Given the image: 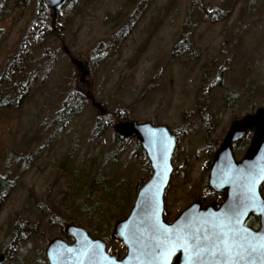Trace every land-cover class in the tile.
<instances>
[{
    "label": "rangeland",
    "instance_id": "374dc122",
    "mask_svg": "<svg viewBox=\"0 0 264 264\" xmlns=\"http://www.w3.org/2000/svg\"><path fill=\"white\" fill-rule=\"evenodd\" d=\"M38 2L0 0V77L32 26ZM203 8L227 16L213 21ZM135 11L131 33L92 68L93 50L111 41ZM57 19L62 38L36 51L42 59L28 72L43 71L26 97L19 102L18 86L0 82V174L16 182L0 208V248L15 238L19 217L27 229L7 264H48L47 243L70 223L95 238L105 239L94 233L104 228L115 239L111 219L129 214L152 175L146 154L134 152L137 140L116 135L115 117L112 127L94 135L99 111L90 100L67 124L54 122L74 88L88 89L72 57L87 64L85 79L107 112L126 109L131 120L177 130V171L164 196L167 222L204 194L213 154L231 122L264 107V0H69ZM188 35L193 51L173 56L176 41ZM247 137L245 147L251 133ZM261 192L264 197V184ZM65 219L74 222L54 223ZM117 239L107 242L108 251L118 255L120 248L124 256Z\"/></svg>",
    "mask_w": 264,
    "mask_h": 264
},
{
    "label": "water",
    "instance_id": "95a60500",
    "mask_svg": "<svg viewBox=\"0 0 264 264\" xmlns=\"http://www.w3.org/2000/svg\"><path fill=\"white\" fill-rule=\"evenodd\" d=\"M69 0H44L56 22L59 12ZM72 62L81 71L83 79L89 73L87 64L75 57ZM88 94L91 103L104 115L103 103L96 100L91 88ZM248 129H254L251 144L241 160H236L233 143L242 138ZM116 135L121 139L135 137L149 159L152 175L140 187L129 214L117 220L112 234L122 241L126 254L121 258L108 251V243L103 238H95L78 224H67L64 232L73 237L72 243L61 237L51 239L46 247L49 264H160L154 259L156 244L164 237L157 231L167 229L168 233L180 228L191 232H207L215 218L223 217L231 206L247 203L248 189L255 192L254 207H247L241 217V228L251 234L264 233V197L261 185L264 183V107L253 114H247L232 122L219 149L216 151L209 174L210 185L227 193L226 199L216 207V203L203 205L196 200L187 206L172 222L164 217V196L173 172L172 157L176 147L175 136L165 124L125 120L114 125ZM253 178L256 182L253 184ZM250 215L259 218V228L246 224ZM2 259V256H0ZM177 259V260H176ZM167 264H187L186 253L176 247L168 257ZM254 264H264V260Z\"/></svg>",
    "mask_w": 264,
    "mask_h": 264
},
{
    "label": "trees",
    "instance_id": "16d2710c",
    "mask_svg": "<svg viewBox=\"0 0 264 264\" xmlns=\"http://www.w3.org/2000/svg\"><path fill=\"white\" fill-rule=\"evenodd\" d=\"M207 13L209 19L213 21L223 19L227 16L226 11L219 10L218 8L209 11L206 8H203ZM138 12L135 11L127 20L126 24L112 36L111 41L108 43L100 42L97 47L93 50L94 56L90 59V65L92 68L96 67L100 64L105 58V50L110 49L112 45L118 42L120 39L126 38L133 28L136 25ZM58 22V19H57ZM53 24V18L51 16V10L46 6L44 0H39L38 2V10L35 16V20L32 26L29 27L27 33L22 37L17 49L13 53V55L9 58L8 65L5 67L1 77V81H8L9 83L12 81L13 84L18 86V93H21V97L19 98V102L26 97L29 93L34 79L43 71V68H36L28 72V67H31L34 61L42 59V56H36V51L42 48L48 49L47 46L51 41L61 40L62 36H60L59 28H57L58 24ZM31 38V39H30ZM108 44V45H107ZM193 42L188 36L180 37L173 47V56L178 55L179 53H190L193 51ZM44 57H49L47 54H43ZM53 61H51L52 63ZM51 63L47 65L46 68L51 66ZM28 77V81L23 82L24 77ZM20 77V81L18 84L15 82L17 78ZM15 80V81H14ZM88 99L86 94H84L79 87L74 88L73 92L69 93L67 99L62 104V109L57 111L54 116V122L65 125L70 120H72L75 116H77L82 109L87 104ZM114 117L120 121L131 120L128 110H116L114 114L107 112L105 115L99 116L97 118L96 125L93 129V133L95 136L103 134L107 129L113 126ZM117 123V122H116ZM115 123V124H116ZM134 152L142 155L144 154V149L140 144H136L134 148ZM16 186L15 180L9 178L8 175L3 176L0 174V194H2V198H0L1 204L4 202L6 197L10 194L12 190H14ZM1 187L5 189L2 190ZM64 216V215H63ZM64 218V217H63ZM120 218H124L120 217ZM66 222H74V221H66L63 222L56 221V225L60 227H64ZM116 219H111L110 225L115 224ZM107 230L104 228L102 230H96L94 233L97 236H103L108 243H111L115 240L113 237H107ZM119 240V239H117ZM120 241V240H119ZM125 249V246L123 245ZM115 252L122 256V249L116 248Z\"/></svg>",
    "mask_w": 264,
    "mask_h": 264
},
{
    "label": "snow or ice",
    "instance_id": "6c2138e0",
    "mask_svg": "<svg viewBox=\"0 0 264 264\" xmlns=\"http://www.w3.org/2000/svg\"><path fill=\"white\" fill-rule=\"evenodd\" d=\"M256 179L253 178L254 184ZM255 192L248 189L247 203L231 206L223 217L215 218L207 232H191L180 228L168 233L156 244L153 257L167 264L168 257L178 246L186 253L187 264H254L264 260V233L251 234L241 228V217L247 207H254Z\"/></svg>",
    "mask_w": 264,
    "mask_h": 264
},
{
    "label": "flooded vegetation",
    "instance_id": "af4514ba",
    "mask_svg": "<svg viewBox=\"0 0 264 264\" xmlns=\"http://www.w3.org/2000/svg\"><path fill=\"white\" fill-rule=\"evenodd\" d=\"M79 76H80V81L82 82V83H87V86H88V89L86 90V92H85V94L87 95V99L88 100H90L91 101V97H90V95L88 94V91H89V88H91V84H90V82H89V80L88 79H83V77H82V74L81 73H79ZM104 105V104H103ZM98 110V109H97ZM99 111V110H98ZM107 112V111H106ZM256 112V110H254V111H251V112H248V113H246V114H244V116L245 115H247V114H253V113H255ZM106 114V113H105ZM104 114V115H105ZM100 116V115H99ZM242 118V117H241ZM240 119V118H239ZM234 121V120H233ZM232 121V122H233ZM232 122H231V124L229 125V127H228V129H227V131H226V133H225V136L227 135V133H228V131H229V129H230V127H231V125H232ZM156 125V124H155ZM165 125H167V124H165ZM168 127H169V129H170V131H171V133L175 136V139H176V147H175V150H174V155H173V157L175 156V153H176V150H177V148H178V145H179V136H178V132H177V130L176 129H173V128H171L169 125H167ZM249 133H251V135H252V137L250 138V140H249V143H248V145L245 147V143H244V140H246L248 137V134ZM225 136H224V138H225ZM253 136H254V129H248V131L246 132V134L242 137V138H240V139H238V140H236L234 143H233V153H234V156H235V158H236V160H241L243 157H244V155L246 154V152H247V150H248V148H249V146H250V144H251V141H252V138H253ZM131 138H135V137H131ZM224 138H223V140H224ZM120 139V138H119ZM130 139V138H129ZM136 139V138H135ZM121 140V139H120ZM122 140H125V139H122ZM223 140H222V142H223ZM222 142L220 143V145L222 144ZM139 144V143H138ZM141 145V144H140ZM220 147V146H219ZM143 148V147H142ZM242 148H246V150L244 151V153H243V155L240 157V158H238L237 157V152L239 151V150H241ZM219 149V148H218ZM217 149V150H218ZM217 150H215V152H214V154H213V159H214V156H215V153H216V151ZM144 153L146 154V152H145V150H144ZM147 156V155H146ZM172 157V158H173ZM149 160V159H148ZM212 165V164H211ZM151 166V165H150ZM152 169V168H151ZM210 169H211V166L209 167V169H208V174H207V181H206V183H205V186H204V188H205V192H204V194H201V195H199L198 196V198H196V200H201L202 202H203V205H208V204H211V203H216V207H219V205L226 199V195H227V193L225 192V191H219V190H217V189H215V188H213L211 185H210V183H209V174H210ZM177 171V168H176V166H173V172H172V174L174 175V172H176ZM171 177H172V175H171ZM170 181H171V179H170ZM170 183V182H169ZM264 184V183H263ZM263 184L261 185V188H262V186H263ZM169 186V185H168ZM261 188H260V190H261ZM1 189L2 190H4L5 188L4 187H1ZM262 193V192H261ZM2 194H0V198H2ZM195 200V201H196ZM194 202V201H193ZM1 201H0V208H1ZM190 205V204H189ZM188 205V206H189ZM178 217V216H177ZM250 220L251 221H253L254 222V224H249V222H250ZM174 221V220H173ZM246 224L248 225V226H251V225H256V224H259L260 225V222H259V218L258 217H256V216H254V215H250L248 218H247V220H246ZM25 225V223H23V218H21V217H19L18 218V220L15 222V226H14V229H15V232H16V236H15V238L13 239V240H7V241H5L3 244H2V247L0 248V256H2V259H0V264H7L8 262H12L13 260H14V256H13V254L14 253H17L18 252V248H19V246L22 244V242H23V240H24V238H25V231H27V229H23V226ZM252 228H254V226L252 227ZM256 228V227H255ZM259 228V227H258ZM61 232H62V234L60 235L61 236V238H63L64 240H66L67 242H69V243H72L73 241H74V239H73V237H71V236H68L65 232H64V230L62 231V229H61ZM51 240V239H50ZM49 240V241H50ZM49 243V242H48ZM48 243H47V245H48ZM47 247V246H46ZM111 253V252H110ZM111 254H113V253H111ZM113 255H116V254H113ZM118 258H121L119 255H116ZM45 257H46V260H47V263L49 264V262H48V259H47V256H46V248H45ZM177 260V259H176Z\"/></svg>",
    "mask_w": 264,
    "mask_h": 264
}]
</instances>
